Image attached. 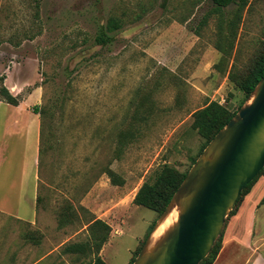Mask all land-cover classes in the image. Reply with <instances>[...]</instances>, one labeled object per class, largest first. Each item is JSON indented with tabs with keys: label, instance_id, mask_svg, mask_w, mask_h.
I'll return each instance as SVG.
<instances>
[{
	"label": "rangeland",
	"instance_id": "374dc122",
	"mask_svg": "<svg viewBox=\"0 0 264 264\" xmlns=\"http://www.w3.org/2000/svg\"><path fill=\"white\" fill-rule=\"evenodd\" d=\"M263 48L264 0H0V85L20 103L0 96V264L87 259L101 229L81 230L83 212L69 208L97 182L133 203L163 164L187 172L206 146L192 113L211 100L234 110ZM34 114L41 154L26 132ZM263 194L261 175L242 202ZM129 205L99 251L107 264H129L158 217Z\"/></svg>",
	"mask_w": 264,
	"mask_h": 264
},
{
	"label": "water",
	"instance_id": "95a60500",
	"mask_svg": "<svg viewBox=\"0 0 264 264\" xmlns=\"http://www.w3.org/2000/svg\"><path fill=\"white\" fill-rule=\"evenodd\" d=\"M264 167V75L186 172L131 264H198L219 236L243 188ZM176 222L149 248L171 208Z\"/></svg>",
	"mask_w": 264,
	"mask_h": 264
},
{
	"label": "trees",
	"instance_id": "16d2710c",
	"mask_svg": "<svg viewBox=\"0 0 264 264\" xmlns=\"http://www.w3.org/2000/svg\"><path fill=\"white\" fill-rule=\"evenodd\" d=\"M216 6L223 7L227 6L231 3H238L241 6H244L247 3V0H210ZM97 41L100 43L106 42L107 37L104 34H101L97 37ZM264 75V48L260 51V53L254 58L253 62L248 68L247 73L237 80V85L243 92L242 99L238 102L237 107L234 110H230L228 106L220 104L216 100H211L207 102L203 107L195 110L192 113V128L196 129V131L205 139V145L209 142V140L213 137V135L236 113L245 99L248 97L250 92L253 90L259 79ZM3 78H0V81ZM0 96L1 100L6 103L17 105L18 98L13 95L6 86L0 85ZM40 145H39V154L43 152V142H41V125H40ZM185 172H180L176 167L163 164L161 167L156 169L152 176L145 179L138 190L135 193L133 198V203L136 205H141L148 207L157 212V216L161 214V212L165 209L169 200L171 199L173 193L183 180ZM261 175H264V167L258 172V174L254 177L252 181L245 185L243 188L237 202L232 208L229 216L234 214L238 207L240 206L243 198L246 194L250 192L251 187L257 180V178ZM258 204H264V194L259 200ZM84 210V207H80ZM73 213H76V210L73 207H70ZM65 215V214H64ZM228 216V217H229ZM88 226L97 227L99 226L101 230H99L98 235L92 234V240H94V247L91 249L90 253L87 254V259L82 262H78L77 264H107L106 261L100 256L99 251L105 241L108 238L110 233V226L101 219H89L87 221ZM155 221L151 224L149 231L142 238L141 242L137 245L135 252L133 253V257L130 259L129 264H131L139 252L142 244L144 243L146 237L151 231ZM95 233V232H91ZM221 234L219 238L215 241L214 245L210 249L207 256H205L198 264H212L221 248L222 239ZM83 246L80 244H67L63 247L62 253H74L78 249Z\"/></svg>",
	"mask_w": 264,
	"mask_h": 264
},
{
	"label": "crops",
	"instance_id": "0c3cea01",
	"mask_svg": "<svg viewBox=\"0 0 264 264\" xmlns=\"http://www.w3.org/2000/svg\"><path fill=\"white\" fill-rule=\"evenodd\" d=\"M1 103L2 101H0V105ZM13 106L19 107L20 103ZM30 113L33 114L31 111ZM34 129L39 150L40 120L37 114H34L26 126V132L31 134ZM35 179L38 180V176H35ZM106 189L99 187V183L97 182L91 189L86 190L77 206L73 205L75 210L81 206L84 207V210L79 209L85 216L84 219L82 218L81 230L84 229L83 227L87 228V221L93 218L101 219L112 227L118 224L117 230L113 229L112 232L114 234L122 233L123 230L117 219L123 220L121 214L126 213V210L130 207L129 204L135 206L136 204L131 202H115L114 199L106 198ZM258 203L241 202L237 211L231 217V220H236L234 228L231 226L227 228L226 234L222 239L221 248L212 264H264V204ZM92 204H95L97 207H94ZM76 212L78 213L79 211L76 210ZM78 215L80 214L78 213Z\"/></svg>",
	"mask_w": 264,
	"mask_h": 264
},
{
	"label": "bare ground",
	"instance_id": "6f19581e",
	"mask_svg": "<svg viewBox=\"0 0 264 264\" xmlns=\"http://www.w3.org/2000/svg\"><path fill=\"white\" fill-rule=\"evenodd\" d=\"M179 208L174 205L170 212L164 217L157 225V228L153 231L149 243V248L154 246L157 241L165 234V232L176 222Z\"/></svg>",
	"mask_w": 264,
	"mask_h": 264
}]
</instances>
